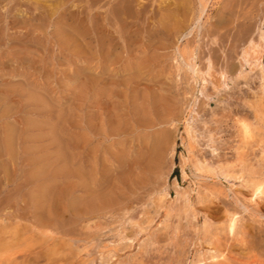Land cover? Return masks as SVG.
I'll return each instance as SVG.
<instances>
[{
    "label": "rangeland",
    "instance_id": "374dc122",
    "mask_svg": "<svg viewBox=\"0 0 264 264\" xmlns=\"http://www.w3.org/2000/svg\"><path fill=\"white\" fill-rule=\"evenodd\" d=\"M260 72L264 0H0V264H264Z\"/></svg>",
    "mask_w": 264,
    "mask_h": 264
},
{
    "label": "bare ground",
    "instance_id": "6f19581e",
    "mask_svg": "<svg viewBox=\"0 0 264 264\" xmlns=\"http://www.w3.org/2000/svg\"><path fill=\"white\" fill-rule=\"evenodd\" d=\"M203 1V0H202ZM235 2H236V0H235ZM111 3V2H110ZM109 3V4H110ZM173 3V2H172ZM200 3V2H199ZM227 3V2H226ZM239 3V2H238ZM241 3V2H240ZM239 3V4H240ZM243 3V2H242ZM206 4V3H205ZM254 4V3H253ZM257 4V3H256ZM186 5V4H185ZM232 5H234V2H233V4ZM245 6V5H244ZM243 6V7H244ZM120 7V6H119ZM199 7V6H198ZM224 7V6H223ZM228 7V6H227ZM110 8V7H109ZM226 8V7H225ZM112 9V8H111ZM180 9V8H179ZM112 10H114V9H112ZM172 10V9H171ZM220 10V9H219ZM226 10H228L229 11V9H226ZM246 10V9H245ZM195 11V10H194ZM115 12H117V11H115ZM166 12V11H165ZM201 12V11H200ZM202 12H203V10H202ZM223 12V11H222ZM236 12V11H235ZM243 12V11H242ZM134 14V13H133ZM168 14V13H167ZM177 14V13H176ZM201 14V13H200ZM199 14V15H200ZM230 14V13H229ZM192 16V15H191ZM117 17V16H116ZM109 18V17H108ZM164 18H167V17H164ZM197 19H199V17L197 16L196 17ZM232 19V18H231ZM196 22H198V21H196ZM221 22H223L222 20H221ZM229 22V21H228ZM148 25V24H147ZM216 25V24H215ZM246 27V26H245ZM248 32H249V30H247ZM246 31V32H247ZM181 34H182V32H181ZM248 34V33H247ZM128 41V40H127ZM125 43V42H124ZM135 47V46H134ZM132 51V50H131ZM178 53V52H177ZM193 53V52H192ZM177 55V54H176ZM179 58V57H178ZM188 60V59H187ZM187 60H185L184 62H186ZM183 62V61H182ZM194 63V62H193ZM193 63H190V61H188V62H186V64H187V66H186V70L188 69V70H190V71H192V73H197L198 72V67H196V64H193ZM185 66V65H184ZM187 67H189V68H187ZM228 67H229V69L231 70V72H234L236 69H235V65L233 64V63H231V62H229L228 63ZM199 73V72H198ZM193 75V74H192ZM195 75V74H194ZM197 75V74H196ZM240 76H242V77H245V75L243 76V74H241ZM263 76H264V74L262 73V72H260V77L261 78H263ZM238 77L237 76H235L234 77V79H233V81L236 83V79H237ZM94 86V85H93ZM262 87H264V86H262ZM236 88V85H234L233 86V89H235ZM119 89V88H118ZM256 93V92H255ZM260 93V92H259ZM263 93V92H262ZM261 104V103H260ZM257 108V107H256ZM255 108V109H256ZM258 110V109H257ZM237 111H242V109H238ZM254 124V123H253ZM242 126H243V133L246 135L247 134V131H248V125L246 124V122H242ZM242 133V132H241ZM6 141L8 140V139H5ZM155 141H158V139L157 140H155ZM5 142V141H4ZM9 143V142H8ZM9 145V144H8ZM7 144H5V146H8ZM10 146V145H9ZM158 146V145H157ZM11 147V146H10ZM263 150V149H262ZM11 151V150H10ZM259 154H260V152H259ZM261 154H263V152L261 153ZM264 157V156H263ZM263 157H262V159H263ZM261 165V164H260ZM259 165V166H260ZM196 166V165H195ZM262 166H264V165H262ZM41 168V167H40ZM214 168V167H213ZM245 168H246V166H245ZM264 168V167H263ZM201 169H202V167H201ZM262 170V169H261ZM253 171V170H252ZM222 172V171H221ZM226 172V171H225ZM256 172V171H255ZM227 173V172H226ZM260 173V172H259ZM32 174V173H31ZM228 174V173H227ZM256 174V173H255ZM263 174V173H262ZM35 175V174H34ZM252 175V174H251ZM260 175V174H259ZM227 176H229V175H227ZM262 177L264 178V175H262ZM257 178H258V175H257ZM256 178V179H257ZM36 179V178H35ZM251 179V178H250ZM258 180V179H257ZM261 181L263 180V179H260ZM264 181V180H263ZM256 182V181H255ZM258 183V182H257ZM252 184H254V180L252 181ZM252 184H251V186H252ZM262 184H264V183H262ZM253 187V186H252ZM262 186L260 185V182H259V184H258V186H257V188L255 187V189H256V191L253 189V191L256 193V192H262L263 193V190L264 189H262L261 188ZM254 188V187H253ZM42 189H44V188H39L38 190H37V192L35 193V199L36 200H38L39 202H40V200L41 199H43L42 197H43V190ZM47 190V189H46ZM45 191V190H44ZM46 193V192H45ZM51 193V192H50ZM50 193L48 192V194L50 195ZM47 194V196H49ZM257 194V193H256ZM261 194V193H260ZM261 196V195H260ZM260 196L259 197H256V198H260ZM31 197V196H30ZM264 197V196H263ZM253 198H254V196H253ZM256 198H255V200H256ZM262 198V197H261ZM32 199V198H31ZM251 200V199H250ZM254 200V199H253ZM47 202V201H46ZM256 202V201H255ZM32 203V202H31ZM37 203V202H36ZM43 203V202H42ZM47 207V206H46ZM45 207V208H46ZM43 209H44V207H43ZM254 209V208H253ZM245 210V209H244ZM246 210H247V208H246ZM33 212V211H32ZM35 212V211H34ZM44 212V211H43ZM46 215V214H45ZM32 216H34V215H32ZM42 216H44V214L42 215ZM51 216V215H50ZM50 216H48V213H47V215H46V217L48 218L49 217V219H51L50 218ZM38 216H36V218H37ZM40 217V216H39ZM45 216L44 217H42V218H44V219H41V217H40V222H43L44 220H45V218H46ZM54 217V216H53ZM53 217H52V219H53ZM47 218H46V220H47ZM234 218V217H233ZM52 219H51V221H52ZM55 219V218H54ZM36 220V219H35ZM37 220H38V218H37ZM234 220V219H233ZM232 220V222L230 223V225H229V228H230V231H232L233 230V226H234V224L235 223H233L234 221ZM58 221V220H57ZM46 221H44L43 223H45ZM50 221L48 220V222L47 223H49ZM35 223V222H34ZM51 223V222H50ZM58 223V222H57ZM52 224H55V222L54 223H51V225ZM48 227V226H47ZM50 227H52V226H50ZM49 227V228H50ZM48 228V229H49ZM58 228V227H57ZM60 228V227H59ZM228 228V227H227ZM62 229V228H61ZM235 229V228H234ZM55 230H56V228H55ZM51 231V230H50ZM49 233V232H48ZM55 233V232H54ZM57 233H58V231H57ZM44 235V234H43ZM46 235V234H45ZM52 234H50V236H51ZM46 237V236H45ZM48 237H49V234H48ZM29 238V237H28ZM32 238V237H31ZM54 234H53V236H51V239H53L54 240ZM57 238V237H56ZM59 238V237H58ZM43 239V238H42ZM46 239V238H45ZM48 239V238H47ZM61 239V238H60ZM64 238L62 237V239L61 240H63ZM30 240V239H29ZM32 240V239H31ZM57 240V239H56ZM47 241V240H46ZM46 241L44 240L43 242H45L46 243ZM50 241V240H49ZM41 242V241H40ZM51 242V241H50ZM49 242V243H50ZM2 243V242H1ZM37 243H38V241H37ZM56 242L55 241H53V244H55ZM26 244V243H25ZM28 244V243H27ZM52 244V243H51ZM1 245V244H0ZM33 245H34V243H33ZM46 245H48V242H47V244ZM45 245V246H46ZM52 246V245H51ZM40 247V246H39ZM42 247V246H41ZM45 248H47V247H45ZM24 249V248H23ZM26 249V248H25ZM32 249V248H31ZM36 249V248H35ZM49 249H51V248H49ZM28 249H26L25 250V252L27 251ZM29 250H30V248H29ZM33 250H34V248H33ZM48 250V249H47ZM52 250V249H51ZM40 251H42V249L40 250ZM46 251V250H45ZM44 251V252H45ZM37 252V251H36ZM49 253V251H46V253ZM27 253V252H26ZM32 253V252H31ZM33 253H35V252H33ZM38 253V252H37ZM37 253H35L36 255H37ZM45 253V254H46ZM47 253V254H48ZM29 254V253H28ZM27 254V255H28ZM39 254V253H38ZM43 254V253H42ZM46 254V255H47ZM26 254H24V256H25ZM41 256V255H40ZM39 256V257H40ZM26 257V256H25ZM32 258V257H31ZM23 260L25 261V258L23 257ZM33 261H34V259H33ZM36 261V260H35ZM2 262V261H1ZM31 263V262H30ZM34 263V262H33ZM33 263H31V264H33ZM36 263V262H35Z\"/></svg>",
    "mask_w": 264,
    "mask_h": 264
}]
</instances>
